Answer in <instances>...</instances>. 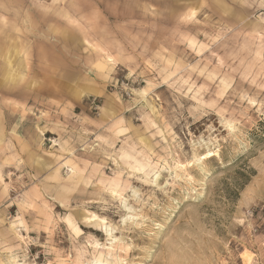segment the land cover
Masks as SVG:
<instances>
[{
	"label": "rangeland",
	"instance_id": "obj_1",
	"mask_svg": "<svg viewBox=\"0 0 264 264\" xmlns=\"http://www.w3.org/2000/svg\"><path fill=\"white\" fill-rule=\"evenodd\" d=\"M98 258L264 264V0H0V264Z\"/></svg>",
	"mask_w": 264,
	"mask_h": 264
},
{
	"label": "snow or ice",
	"instance_id": "obj_2",
	"mask_svg": "<svg viewBox=\"0 0 264 264\" xmlns=\"http://www.w3.org/2000/svg\"><path fill=\"white\" fill-rule=\"evenodd\" d=\"M227 127H228L229 131H232V127H231V125H227ZM211 155H212V150L209 149V151H208V156H211ZM204 159H205V157H204L203 155H200V156H199V159L196 160V161H194V163H197V164H198V163L200 162V160H204ZM116 195H117V193H116L115 191H113V192H112V196H113V197H116ZM91 219H92V220H96V219H98V218H97L96 216H92ZM237 223H238V224H243L244 221H243V220H238ZM76 231L79 232V229H76Z\"/></svg>",
	"mask_w": 264,
	"mask_h": 264
},
{
	"label": "bare ground",
	"instance_id": "obj_3",
	"mask_svg": "<svg viewBox=\"0 0 264 264\" xmlns=\"http://www.w3.org/2000/svg\"><path fill=\"white\" fill-rule=\"evenodd\" d=\"M257 32V31H256ZM258 34V33H257ZM259 37V36H258ZM260 38V37H259ZM107 59L108 60H110L111 58L110 57H107ZM141 94H143V93H141ZM207 156H204L205 157V159H207L208 157H210V156H208V154H206ZM182 169V168H181ZM109 235V234H108ZM117 240V239H116ZM245 256V255H244ZM244 258V257H243ZM245 261V260H244ZM93 264H102L101 263V260L98 258L96 261H94L93 262Z\"/></svg>",
	"mask_w": 264,
	"mask_h": 264
},
{
	"label": "crops",
	"instance_id": "obj_4",
	"mask_svg": "<svg viewBox=\"0 0 264 264\" xmlns=\"http://www.w3.org/2000/svg\"><path fill=\"white\" fill-rule=\"evenodd\" d=\"M107 61L110 62V63H113V60H108V59H107ZM103 66H104V65H103Z\"/></svg>",
	"mask_w": 264,
	"mask_h": 264
}]
</instances>
